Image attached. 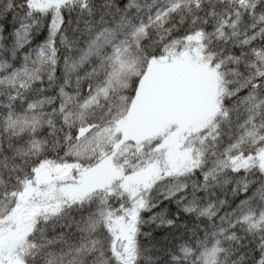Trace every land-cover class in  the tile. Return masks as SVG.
Here are the masks:
<instances>
[{
  "label": "snow or ice",
  "instance_id": "1",
  "mask_svg": "<svg viewBox=\"0 0 264 264\" xmlns=\"http://www.w3.org/2000/svg\"><path fill=\"white\" fill-rule=\"evenodd\" d=\"M0 264H264V0H0Z\"/></svg>",
  "mask_w": 264,
  "mask_h": 264
}]
</instances>
